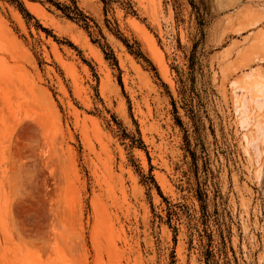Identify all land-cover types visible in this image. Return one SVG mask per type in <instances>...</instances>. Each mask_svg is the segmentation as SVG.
Wrapping results in <instances>:
<instances>
[{"label": "rangeland", "instance_id": "rangeland-1", "mask_svg": "<svg viewBox=\"0 0 264 264\" xmlns=\"http://www.w3.org/2000/svg\"><path fill=\"white\" fill-rule=\"evenodd\" d=\"M20 1L47 32L0 0V264H264V0H74L117 68Z\"/></svg>", "mask_w": 264, "mask_h": 264}, {"label": "trees", "instance_id": "trees-1", "mask_svg": "<svg viewBox=\"0 0 264 264\" xmlns=\"http://www.w3.org/2000/svg\"><path fill=\"white\" fill-rule=\"evenodd\" d=\"M6 1L9 2L10 4H12L13 6H15V8L18 10V12L23 16V18L25 20H34L33 17L24 8V6H23V4H22V2L20 0H6ZM46 1L49 2L51 5H53L61 13V15L63 17H65L66 19H68L71 22L76 23L81 28H83L87 32V34H88V36L90 38V42L93 43V44H97L100 47V49L102 50L104 58L106 60L110 61L112 63V65L117 68L115 57L113 56L111 50L108 48L106 43L101 42L100 40H97V39H93L91 37L90 25H89V22H91V19L86 14H84L81 9L78 8V6L76 5V2L74 0H71L69 5H61V4H59L57 2H54L52 0H46ZM100 1L103 4V10L106 13V5L109 2V0H100ZM126 8L131 13H134L130 4L127 3V7ZM34 21L36 22L38 28H40L42 31L47 32L46 29L40 27V25L37 23L36 20H34ZM114 35H116V36L120 35L118 30L114 31ZM52 37L55 38L54 36H52ZM101 39L103 40V37H101ZM123 42H124L126 48L131 50L132 47L128 43H126V41H123ZM194 53H195V46H193V50H192V54H191V58H190V66H191V68L194 65ZM133 54L135 56H139L140 55L139 53H133ZM152 70H154L153 67H152ZM117 82H118L120 88L122 89V85H121V81H120L119 76H118ZM177 122L179 123L178 120H177ZM121 138H123V139L127 138L129 140V142H130V146L131 147H136V148H139V149H143L144 148V145L142 144L139 136L135 137V136L127 135L123 129L121 130ZM150 170H151V168L149 167L148 176L147 177H144L142 175V178H143L142 181L144 183L149 182L150 184H152L155 187L158 195L160 197H162L157 185L155 184V182H154V180H153V178H152V176L150 174Z\"/></svg>", "mask_w": 264, "mask_h": 264}, {"label": "bare ground", "instance_id": "bare-ground-1", "mask_svg": "<svg viewBox=\"0 0 264 264\" xmlns=\"http://www.w3.org/2000/svg\"><path fill=\"white\" fill-rule=\"evenodd\" d=\"M29 6V5H28ZM33 7H34V5H32ZM33 7H29V10L31 11V12H33L34 14H36L37 16H40V14H39V11L37 12ZM38 7V6H37Z\"/></svg>", "mask_w": 264, "mask_h": 264}]
</instances>
